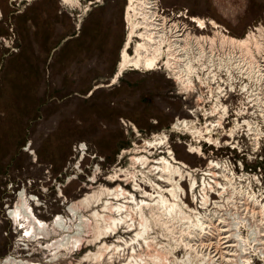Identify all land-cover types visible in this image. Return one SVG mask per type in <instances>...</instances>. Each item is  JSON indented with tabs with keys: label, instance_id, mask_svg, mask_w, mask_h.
I'll use <instances>...</instances> for the list:
<instances>
[{
	"label": "rangeland",
	"instance_id": "rangeland-1",
	"mask_svg": "<svg viewBox=\"0 0 264 264\" xmlns=\"http://www.w3.org/2000/svg\"><path fill=\"white\" fill-rule=\"evenodd\" d=\"M160 3L168 11L215 20L237 39L244 38L258 23L264 24V0ZM126 6V0H101L83 13L71 10L60 0H0V264L7 257L20 264H81L87 253L98 252L99 245L90 246L87 242L92 233L86 234L84 229L80 251L78 244L69 245L68 250L54 255L46 246L64 235H72L76 226L101 223L92 217L94 213L109 215L102 211V204L110 202L103 195L97 204L92 197L90 206L77 210L73 216L69 207L86 196L97 198L102 190L119 186L138 203H149L142 199L140 191L133 194V183L124 181V177L116 183L111 181L120 170L132 171L133 151L156 137H163L165 142L152 151L153 159L168 157L171 151L185 165V171L194 176V190L188 175L180 181L186 206H200L202 175L207 176V182L213 180L208 172L211 162L230 172L229 177L238 187L249 186L248 191L264 203V150H254V135H243L244 116L233 113L246 106L244 94L237 93L224 114L223 106L228 103L221 102L224 112L220 110V103L209 94L211 88L196 87L185 93L166 70L165 53L155 70L128 67L117 77L121 51L128 46L126 51L133 56L140 42L138 32H132ZM229 80L237 82L238 87L243 84L236 72ZM253 85L256 82L251 80L249 86ZM183 120L194 123L190 128L208 130L207 134L193 138L181 126L173 127ZM192 148L199 151L193 152ZM135 171L142 189L151 194L149 184L160 183L161 174L156 175L149 167ZM158 185L171 189L165 183ZM164 195L171 203L169 194ZM211 198L216 196L212 194ZM121 202L133 209L130 223L137 225L140 214L135 204ZM20 204L45 224L47 237L39 241L29 238L23 221L13 220L10 214ZM143 211L157 243L170 244L171 264H202L200 259L187 260L188 253L176 252L164 227L149 219V208ZM126 212L121 216L129 218L130 211ZM58 217L73 227L70 233L53 229L52 223ZM228 220L233 222L231 217ZM118 227L117 235L103 242L124 248L114 243L121 237L128 246L124 251L106 254L97 264H125L132 247L139 251V243L131 241L135 233H123L125 229ZM233 230L237 232L235 227ZM240 234L246 236L247 231L241 228ZM237 239L230 241L235 243ZM260 257L252 255L251 264H264Z\"/></svg>",
	"mask_w": 264,
	"mask_h": 264
},
{
	"label": "bare ground",
	"instance_id": "bare-ground-1",
	"mask_svg": "<svg viewBox=\"0 0 264 264\" xmlns=\"http://www.w3.org/2000/svg\"><path fill=\"white\" fill-rule=\"evenodd\" d=\"M64 1L65 4H63V2L62 4L65 6L77 4L76 0ZM130 1L129 6H127L126 14L128 21L132 24V32H138L137 37L140 39V42L136 45L133 56L128 55L126 51L128 46L121 51L117 77L128 67L142 69L144 71L155 70L157 61L161 60L164 53L163 42L158 38V24L152 23L154 20L152 19V12L149 15L145 13L144 5L146 3L142 0H135L137 2L136 6L130 4ZM150 3L151 1H149V7ZM132 12L135 13L137 19H133ZM195 18L198 21V18ZM153 26L154 33H152L151 30ZM227 42L237 49L245 50V53L251 55L249 52L252 41L249 39V36L241 39L232 37L228 39ZM227 42L226 44H228ZM254 43L257 44L258 41L255 40ZM167 47L166 67L173 68L178 83L185 87L191 86L192 81L188 78L190 72L194 71L191 62L187 60L177 64L180 60L177 54L180 53L178 52L179 50H177V47H174L172 43H169ZM216 107L217 105L214 106V108ZM193 124V122L191 123L183 120L177 121L173 127L178 129L181 126L186 132L192 135L193 138L203 137L207 134L208 130L202 131L200 128V130L197 128H190ZM209 125H207V127H209ZM164 140L163 137H156L152 141H145L140 150H134L130 157L132 171L120 170L119 173H115V175L112 176L111 183H116L117 179L121 177H124V181H128L129 184L133 183V194L140 191L143 194L142 199L148 200L149 203L144 201L138 203L133 195H129L119 186L113 189L102 190L97 198L92 195L79 199L69 207L70 212H73V216L76 214L77 210L90 206L93 200L91 199L92 197L97 204L103 195L107 196L110 202L106 201L102 204L104 205L102 211H107L109 215H101L99 212L94 213L92 217L97 222L99 221L101 223L90 226L86 224V222L82 225V228L76 226L77 230L75 233L72 235H64L60 239L58 238L59 240H56L50 246H46L47 249L49 251H54V255H56L60 251L68 250L69 245L78 244L77 251H80V246L84 240L82 238V233L84 232L81 229H84L86 234L92 233V239L90 241L87 240L89 245H99V247L97 249L98 252L87 253L82 258L81 264L90 260H94L95 264H97L103 260L106 254L124 251L125 247L128 246L129 243L127 244V242H124L121 237L114 243L124 245V248L118 245H108L107 242H103L105 239L117 235L118 226L120 225L121 228L125 229L123 233L128 234L134 232L135 234L131 241L135 244L139 243V245H137L140 252L135 247H132L130 249V258L125 264H171V258L168 256V253L171 252L170 244L157 243L156 237L152 236L151 230L148 229L147 219L142 215L144 212L143 209L149 208V219L154 224H160L164 227L165 231H167L166 237L168 241L177 248L176 252L179 250L188 253L187 260H191L192 258L194 260L200 259L202 264H251L252 255L255 256L259 254L264 259V203L262 200H259L255 193L248 191L250 190L249 186L248 189L246 187H238L234 183L233 178L229 177V171V173H227L222 167L219 169L217 163L214 164V162H211V166L208 168L209 175L211 174L210 176H212L213 179L220 177L222 183L219 181L208 183L203 181L200 185L201 187L203 186L201 190L202 196L199 201L200 206L196 209H191L189 206H186L183 202L184 192L181 190L180 181L188 175L190 178L191 190H194L197 184L194 182V176L185 171V165L178 161L171 151H168V157L153 159L152 155L154 153L152 151L161 148L164 145ZM191 150L199 151V149L196 150L193 148ZM141 153H143V155H139ZM148 167L149 170L155 172L156 175L161 174V176L158 177V181L168 184V186H171V189H163L162 186L158 185L160 183H157V185L149 184L150 189L153 191L151 194H147L141 187V182L137 176L139 173H136L135 169H148ZM214 167L219 170H213ZM211 183H214L215 186H212ZM213 192L215 193L216 199L211 198ZM164 194H169L171 197L170 201H172L171 203L166 200V195ZM121 200L124 201V204H135L136 210L140 214V220L137 219L139 221L137 225H135V222V224L130 223L133 221V209L123 205ZM128 210L130 211L129 218L125 215L122 217L123 215L121 216V214L124 212L127 213L126 211ZM200 210H203V213H201ZM10 215L15 222L16 220L20 223L21 220L23 221L24 225H26V232L29 238L34 237V240L39 241L49 235L45 224L35 218L28 207L24 208V205L20 204ZM241 216L242 218H240ZM228 217H231L233 222L231 221L229 223ZM82 222H85V220H82ZM52 224L54 227L53 229L61 230L64 233H70L73 228L67 225L61 217L56 218ZM233 227L237 229V232L233 233ZM241 228L243 231H247L246 236H241ZM236 234L240 235L236 236ZM232 238L238 239L234 240V243L230 241ZM248 255L250 257H247ZM179 263L184 264L183 261ZM1 264L20 263L14 258L7 257Z\"/></svg>",
	"mask_w": 264,
	"mask_h": 264
},
{
	"label": "built area",
	"instance_id": "built-area-1",
	"mask_svg": "<svg viewBox=\"0 0 264 264\" xmlns=\"http://www.w3.org/2000/svg\"><path fill=\"white\" fill-rule=\"evenodd\" d=\"M60 1L65 4L64 0ZM100 1L101 0H76L77 4H70L68 6H70L71 10L76 9L86 13L91 6L100 3ZM129 1L130 0H126L127 6H129ZM142 1L146 3L144 5L145 13L149 15L151 10L152 19H154L152 23L158 24V38L163 42L165 63L167 60L166 54L168 53L167 46L169 43H172L174 47H177V50H179L178 52H180L177 53L180 57L177 64L189 60L194 67V71H191L188 76L192 81V85L185 87L179 83L185 93L195 91L196 87L211 88L212 91H210L209 94L211 97L212 95L214 96L213 100L215 102L220 103V110L224 112L221 107V102L228 103L223 106L226 108L224 114L228 113V107H230L229 103L232 101V98L237 96V93L244 94L246 106L242 108V111L239 110L237 113L233 111V113L237 117L240 115L244 116L242 120V126L245 128L243 135H254V150L256 152L263 151L264 24L258 23L256 27H252V31L245 34L244 38L249 36V39L252 41L249 52L251 55H249L245 53V50L237 49L227 42L228 39L232 38V35L217 21L201 18H198L197 21L195 17H188L181 11L176 13L168 11L161 6L160 0ZM149 1H151L150 7ZM136 3L135 0L130 1V4H133V6H136ZM131 14L135 17L134 12ZM125 22L127 24L126 20ZM153 29L154 26L151 27L152 33H154ZM255 40L258 41L257 44L254 43ZM226 42L229 45L226 44ZM166 70L176 80L173 68L166 67ZM235 72L243 80L241 87L235 85L237 82L229 80V77ZM223 77H226V80H224ZM251 80L256 82V86H249ZM250 117L251 119H249ZM234 119L238 120L237 118ZM258 124L260 125L259 127H257ZM232 149L234 150V148ZM205 177L207 176L202 175L200 183L205 181ZM213 181L214 179L210 182ZM211 185L215 186L214 183H211ZM212 194L215 195V193Z\"/></svg>",
	"mask_w": 264,
	"mask_h": 264
},
{
	"label": "flooded vegetation",
	"instance_id": "flooded-vegetation-1",
	"mask_svg": "<svg viewBox=\"0 0 264 264\" xmlns=\"http://www.w3.org/2000/svg\"><path fill=\"white\" fill-rule=\"evenodd\" d=\"M150 13H151V11H150Z\"/></svg>",
	"mask_w": 264,
	"mask_h": 264
}]
</instances>
